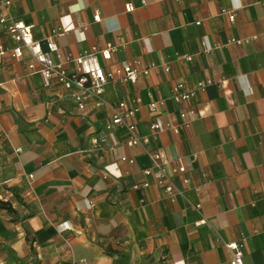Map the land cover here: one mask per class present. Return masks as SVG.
Returning a JSON list of instances; mask_svg holds the SVG:
<instances>
[{
  "label": "crops",
  "instance_id": "obj_1",
  "mask_svg": "<svg viewBox=\"0 0 264 264\" xmlns=\"http://www.w3.org/2000/svg\"><path fill=\"white\" fill-rule=\"evenodd\" d=\"M262 2L0 0V18L31 24L43 46L53 37V59L69 70L68 58L107 42L119 49L100 56L106 72L136 60L150 70L135 83L111 79L102 104L79 110L56 78L46 85L29 68L30 50L0 22V200L12 207L0 206V264H231L232 241L242 244L245 264H264ZM179 82L196 89L193 99H173ZM137 96L147 149L129 146L125 127L109 126L111 105L130 107ZM158 151L168 168L178 158L187 166L190 182L178 177L175 197L143 173ZM144 181L150 186L133 188Z\"/></svg>",
  "mask_w": 264,
  "mask_h": 264
},
{
  "label": "built area",
  "instance_id": "obj_2",
  "mask_svg": "<svg viewBox=\"0 0 264 264\" xmlns=\"http://www.w3.org/2000/svg\"><path fill=\"white\" fill-rule=\"evenodd\" d=\"M264 4V2H262ZM4 6L11 4V0H2ZM134 8L132 4L127 5V9L131 11ZM222 12L227 14L230 20H235L236 14L232 9L223 8ZM95 20H100V14L97 11L94 15ZM1 23L6 24V29L9 35L17 42H22L31 52L33 61L29 64V68L33 70H39L44 77L46 85L51 84V80L56 78L57 81L68 91L69 96L76 102L79 110H84L90 100H96L98 104L104 102L103 94L106 86L111 79L118 78L124 82L135 83L138 81L141 75L149 74V68L140 69L138 60L134 62L124 61L115 68L114 71L106 72L100 62V56L105 60H110L113 54L119 49V46L113 42H107L105 46H92L89 50L81 54L77 58H68V61L75 63L74 70L66 68L63 62H56L53 59V54H58L59 46L50 37L46 40L45 46L39 41L35 40L32 33V25L28 24L24 20H7L5 17L0 18ZM199 23V22H198ZM58 30H55V34ZM257 36H253L256 38ZM243 39H231V42L242 44ZM11 53L14 57H21L23 55L22 48L15 46L11 49ZM5 54V49L0 45V57ZM188 59L191 56H187ZM169 70V68H166ZM212 80L207 82H198V88H204ZM196 95V89L189 88L185 83L179 82L173 87L172 96L173 99L178 102H188ZM142 99L137 96L134 99L132 106L128 107L124 101L111 105L112 117L111 125H119L126 128L129 133L127 144L129 146H141L147 149L151 138L146 135H141L137 129L136 117L140 111ZM158 104L152 102L149 105L150 110L155 111ZM190 118H195L196 112L194 109L188 111ZM186 112L181 113V117L185 118ZM153 132H157L162 128L160 122H154L150 125ZM175 131H179V127H174ZM94 143H99L98 138L93 139ZM151 164L144 169L143 173L146 176H152L154 182L163 188V190L175 197L180 193V189L176 183V179L179 177L185 185L190 182L187 176V166L182 158L177 159L176 165L168 168L169 160L158 152L149 153ZM123 161L134 163L133 158L122 156ZM150 186L148 181H144L141 184H133V188H147ZM197 208L201 207V204L196 205ZM231 251V264H245V251L243 246L238 241H232L225 244Z\"/></svg>",
  "mask_w": 264,
  "mask_h": 264
},
{
  "label": "trees",
  "instance_id": "obj_3",
  "mask_svg": "<svg viewBox=\"0 0 264 264\" xmlns=\"http://www.w3.org/2000/svg\"><path fill=\"white\" fill-rule=\"evenodd\" d=\"M0 206L6 207L9 210H12V207H11L9 202H4V201L0 200Z\"/></svg>",
  "mask_w": 264,
  "mask_h": 264
}]
</instances>
